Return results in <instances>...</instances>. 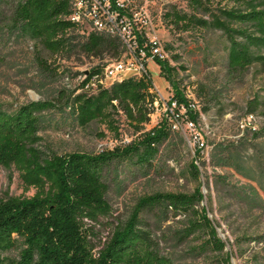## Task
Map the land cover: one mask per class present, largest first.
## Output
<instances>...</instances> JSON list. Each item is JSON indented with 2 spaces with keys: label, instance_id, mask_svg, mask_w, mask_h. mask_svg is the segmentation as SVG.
Returning <instances> with one entry per match:
<instances>
[{
  "label": "trees",
  "instance_id": "16d2710c",
  "mask_svg": "<svg viewBox=\"0 0 264 264\" xmlns=\"http://www.w3.org/2000/svg\"><path fill=\"white\" fill-rule=\"evenodd\" d=\"M207 1L211 0H190L195 9L205 14ZM70 12L69 0H21L13 10L9 28L35 40L52 54H73L79 48L93 55L109 50L116 55L122 52L116 37L96 31L76 42L73 32L79 26L68 19ZM167 15L183 30H221L229 42L227 67L231 75H243L256 62L264 65V0H230L211 20L178 10ZM37 59L43 62L40 56ZM160 68L170 83L178 109L184 107L197 122L194 104L174 78V69L167 59L160 63ZM46 69L51 71L50 67ZM90 71L101 73L102 69L95 67ZM153 88L151 77H129L92 95L73 96L74 91L63 89L55 99L32 101L11 110L0 105V164H15L38 187L31 197L0 199V264H182L172 253L165 254L161 243L171 239L175 247L195 237L202 241L190 250L197 255L209 252L213 255L206 264H233L235 253L239 256L245 253L239 241L254 242L253 256L258 264H264L257 257L260 250L264 251V231L238 237L236 252L233 248L226 251L227 243L218 231L221 224L209 216L212 197L207 206L202 205L205 194L200 185L190 193L153 192L141 196L103 248L94 251L86 220L97 222L111 213L109 176L117 173L123 164L131 165L134 173L147 176L161 146L171 138L174 121L165 116L158 125L128 144L97 153L48 151L41 145L40 133L52 125V114L57 111L71 114L81 127L94 120L112 123L113 113L122 111L140 130L150 121L159 101ZM202 156L198 148L190 164L196 180L202 175L200 164L206 165ZM210 161L215 167H232L256 183L237 185L226 174L214 173L212 184L221 195L220 201L228 197L230 202L241 205L246 216L264 209L262 158L253 163L234 147L217 144ZM114 180L119 187L121 182ZM210 184L207 176L208 189ZM178 216L182 217L183 226L175 230L158 234L151 227L153 224L161 227ZM14 248L19 249L18 256L7 255Z\"/></svg>",
  "mask_w": 264,
  "mask_h": 264
},
{
  "label": "rangeland",
  "instance_id": "374dc122",
  "mask_svg": "<svg viewBox=\"0 0 264 264\" xmlns=\"http://www.w3.org/2000/svg\"><path fill=\"white\" fill-rule=\"evenodd\" d=\"M19 1L21 0H0L1 106L11 110L32 101L55 99L63 89L74 91L73 96H76L79 93L96 94L111 86L110 81L102 86H86L82 83V78L92 68L99 67L103 71L109 63L122 58L123 47L119 55L112 50L93 55L81 48L73 54H52L35 40L9 28L13 10ZM228 2L230 0L207 1L208 12L205 14L202 10L195 9L190 0H148L157 36L166 51L169 65L174 69V78L185 90L187 98L198 113L195 130L186 126L185 108L174 107L171 112L170 83L161 74L160 66L151 64L153 92L157 94L159 101L155 104L150 121L142 129L138 130L122 111L113 113L112 123L94 120L86 127L79 126L71 114L57 111L52 114V125L40 133L41 145L48 151L60 154L76 150L97 153L128 144L144 131L158 125L165 116L174 121L171 138L161 146L147 176L134 173L133 167L128 164L121 165L117 173L109 176L112 182L108 196L112 206L111 213L100 217L97 222L86 220L87 234L96 253L110 239L115 227L127 219L141 196L153 192L190 193L200 185L205 194L202 205L207 206L210 196L212 197L209 205L212 212L209 216L221 224L219 236L227 243L226 251L233 248L236 252L238 244L245 250L241 256L235 253L232 263L258 264L252 251L255 243L238 242L237 238L264 231V209L255 210L252 215L246 216L242 213L241 205L230 202L228 197L223 202L220 201L221 195L213 188L212 175L226 174L237 185L256 183L243 177L232 167L213 166L210 156L217 144H223L225 147H234L253 163L258 158L264 160V65L256 62L243 75H231L227 67L229 42L221 30H183L167 15L178 10L211 20ZM91 31L87 25L79 26L73 32L75 41L85 40ZM37 56L42 58V63H39ZM49 67L51 71L46 69ZM177 119L182 124L181 129L175 127ZM198 140L205 144L201 152L202 160L206 163L205 166L200 164V180H196L190 171V164L195 160L198 149ZM25 173L15 164H0V199L31 197L38 191L36 183L30 181L31 176ZM207 176H210L211 181L209 189L206 187ZM114 179L121 182L119 187L114 184ZM181 220L182 217L178 216L164 222L161 227L156 224L151 227L162 234L164 230L172 231L183 226ZM201 241V238L195 237L173 247L175 241L169 239L161 245L163 252L172 253L179 263L206 264L213 256L210 252L197 255L190 250ZM259 252L257 257L264 260V251ZM18 253L19 249L14 248L7 255L17 257Z\"/></svg>",
  "mask_w": 264,
  "mask_h": 264
},
{
  "label": "built area",
  "instance_id": "2783aa9c",
  "mask_svg": "<svg viewBox=\"0 0 264 264\" xmlns=\"http://www.w3.org/2000/svg\"><path fill=\"white\" fill-rule=\"evenodd\" d=\"M69 2L71 12L68 19L78 26L87 25L92 31L116 37L124 48L123 57L109 63L101 73H92L90 70L85 72L82 83L86 86H102L106 81H110L112 85L129 77L152 78L151 64L160 66V63L167 59L166 51L157 36L148 0H69ZM170 104L171 112L174 107L178 108L172 96ZM186 126L191 130L197 128V122L188 114ZM175 127L182 128L179 119L176 120ZM197 143L198 148L203 151L204 142L198 140Z\"/></svg>",
  "mask_w": 264,
  "mask_h": 264
},
{
  "label": "water",
  "instance_id": "95a60500",
  "mask_svg": "<svg viewBox=\"0 0 264 264\" xmlns=\"http://www.w3.org/2000/svg\"><path fill=\"white\" fill-rule=\"evenodd\" d=\"M219 231V230H218Z\"/></svg>",
  "mask_w": 264,
  "mask_h": 264
}]
</instances>
